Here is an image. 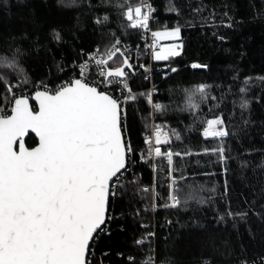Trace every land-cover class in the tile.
Listing matches in <instances>:
<instances>
[{
  "label": "trees",
  "instance_id": "1",
  "mask_svg": "<svg viewBox=\"0 0 264 264\" xmlns=\"http://www.w3.org/2000/svg\"><path fill=\"white\" fill-rule=\"evenodd\" d=\"M145 2L0 0V108L7 111L14 93L28 94L37 82L55 85L69 74L70 63L86 52L106 51L117 39L121 50L123 43L141 46L142 29L131 28L124 12ZM149 2L154 30L181 29V54L153 60L152 91L146 68L128 70L127 83L135 99L126 102L122 129L135 151L120 174L115 195L109 197L111 219L97 235L94 248L108 264H144L152 252L157 264L242 260L260 264L264 261V0ZM121 61L117 54L109 66L117 67ZM194 63L204 67L193 68ZM4 82L15 85L11 92ZM200 84L210 86L208 97L202 101L194 95L199 108L193 111L188 96ZM154 104L161 109L155 110ZM216 117L223 119L228 135L205 138L206 121ZM151 124L170 133L171 142L161 148L181 153L173 156L171 172L165 157H157L159 165L153 168L155 161L145 144ZM34 144L36 138L29 134L26 145ZM219 148L224 150L223 160L213 151ZM170 173L181 201L175 208L165 207ZM138 240L143 243L137 244Z\"/></svg>",
  "mask_w": 264,
  "mask_h": 264
},
{
  "label": "snow or ice",
  "instance_id": "2",
  "mask_svg": "<svg viewBox=\"0 0 264 264\" xmlns=\"http://www.w3.org/2000/svg\"><path fill=\"white\" fill-rule=\"evenodd\" d=\"M151 13V6L141 3L127 7L124 15L131 28L146 30ZM180 32L179 27L152 32L155 60L181 54L180 44L155 51L159 39H178ZM119 44L117 39L105 52L92 54L89 61L80 65L78 78L55 87L41 82L37 88L42 90H36L32 97L12 96L10 114L0 108V264H89L92 242L111 219L108 208L109 197L117 186L114 181L119 180L130 154L135 151L125 140L121 102L109 91L101 90L122 86L131 93L127 77L133 65ZM117 54L122 57L120 65L110 67L109 62ZM90 62L99 69L101 79L96 84L87 80ZM9 66H14V62ZM192 67L204 66L194 63ZM4 83L7 92L15 87ZM23 83L27 84V79ZM209 87L200 84L189 94V109L199 108L193 96L199 94L202 101L206 100ZM127 99L135 97L130 94ZM148 100L152 103L151 93ZM241 106L245 107L246 103ZM153 107L159 111L162 106ZM223 124L220 117L208 119L203 136H227ZM30 133L39 141L31 148L26 147L25 139ZM171 135L179 139L178 133ZM170 142V133L159 125L154 126L151 136L145 137L149 155L165 157L171 172L173 156L181 153L162 151L160 145ZM213 151L224 159L223 148ZM175 183L173 179L172 185ZM169 200L171 203L165 207L180 205L175 189L170 192ZM142 243L143 240L137 241ZM144 264H152V258L148 257Z\"/></svg>",
  "mask_w": 264,
  "mask_h": 264
},
{
  "label": "built area",
  "instance_id": "3",
  "mask_svg": "<svg viewBox=\"0 0 264 264\" xmlns=\"http://www.w3.org/2000/svg\"><path fill=\"white\" fill-rule=\"evenodd\" d=\"M145 3L150 5L149 0H146ZM152 20H153V17H152V13H151L148 29L145 30V29L141 28L142 29L141 46L136 45L135 47L132 48L125 43L122 44V50L129 57L130 63L133 65V67L136 66V67L146 68L145 79L149 83L148 89L150 91H152V74H153V66H154L153 65V58H152L153 48L151 47V45L153 44L152 32L155 31L152 27ZM103 52H105V51L93 50V51L84 53L80 60L70 63V65L68 66L70 71H69V74L67 76H65L64 78L59 80L55 85H50V84H47V85L49 87H55L57 85H60L61 83H67L71 79L78 78L79 74H80V65L83 64L85 61H89L90 56L92 54L96 53L98 55L99 53H103ZM98 72H99V69L94 64V62H90V72H89V75L87 76L88 82L94 83V84L98 83L99 80L101 79L98 75ZM40 83L41 82L35 83L30 88L29 93L25 94V95L30 96L31 94L35 93L36 90H42V89L37 88V85ZM44 84H46V83H44ZM128 86L131 89V93H129L128 90L124 89L122 86H110L107 89H104V88L101 89V90L109 91L110 94H112L114 98L118 99L121 102L122 123L124 122L125 106H126V102L128 100L127 97L134 92V90L132 89V87L129 84H128ZM14 95L15 96H21L24 94L14 93ZM10 109H11V104L8 106L7 111L10 112ZM153 130H154V126L151 124L150 132L148 133V136L152 135ZM169 150L170 149H163L162 151L167 152ZM152 164H153V168H155L156 167L155 162L154 163L152 162ZM119 178H120V176H119ZM173 179L174 178L170 173L168 175L169 186L172 185ZM117 182L118 181H114V183H116V185H117ZM173 187H174V185H172V187L170 188V192L172 191ZM170 192H169V194H170ZM114 195H115V189L113 190V195H111L110 197H113ZM170 203H171V201L169 200V195H168L166 205H168ZM156 207L157 206L155 204L152 205L153 209H155ZM108 215L110 216L109 213H108ZM108 221H107L106 225L104 226V229L107 227ZM97 238H98V236L96 237L94 242H92V246L89 250V264H108V262L103 259V257H102L103 255L101 253L99 254L98 252H96V250L94 248V246H95L94 244H95V241L97 240ZM149 257L152 258V264H157L155 261L154 252H152L149 255ZM200 264H209V263L207 261H204V262H201ZM237 264H258V263L247 262V261L242 260L241 262H239ZM260 264H262V262Z\"/></svg>",
  "mask_w": 264,
  "mask_h": 264
},
{
  "label": "rangeland",
  "instance_id": "4",
  "mask_svg": "<svg viewBox=\"0 0 264 264\" xmlns=\"http://www.w3.org/2000/svg\"><path fill=\"white\" fill-rule=\"evenodd\" d=\"M174 28H176V27H173V28H164V29H159V30H155V31H161V32H163V31H171L172 29H174ZM172 44H180L181 45V42H180V36H179V38L177 39V38H172V37H164V38H161V39H159L158 41H157V43H156V48H155V51H157V52H159L160 50H161V48L162 47H165V46H168V45H172ZM179 51L181 50V49H178ZM152 58H153V50H152ZM153 60L154 61H157V62H161V61H164V60H155L154 58H153ZM204 128V127H203ZM162 150H163V148H161ZM151 158H152V160H154L155 161V159L157 158V157H155V156H153V155H151L150 156ZM159 164H158V162H156L155 161V166H158ZM174 178V177H173ZM175 179V178H174ZM175 181H176V179H175ZM176 184V183H175Z\"/></svg>",
  "mask_w": 264,
  "mask_h": 264
},
{
  "label": "water",
  "instance_id": "5",
  "mask_svg": "<svg viewBox=\"0 0 264 264\" xmlns=\"http://www.w3.org/2000/svg\"><path fill=\"white\" fill-rule=\"evenodd\" d=\"M131 70V69H130ZM34 95V93L33 94H31L29 97H32ZM22 96V95H21ZM17 97H19V96H17ZM30 103L32 104H34L35 105V108L38 110V106L36 105V103H35V101H33V100H31L30 99ZM11 106H12V104H11ZM9 114H10V112H9ZM30 134H33L34 136H35V138H36V144H34L32 147H35L37 144H38V137H36V135L34 134V133H30ZM27 138V137H26ZM25 138V139H26ZM26 147H27V145H26ZM29 148H31V147H29ZM127 166V165H126ZM123 171V170H122Z\"/></svg>",
  "mask_w": 264,
  "mask_h": 264
}]
</instances>
